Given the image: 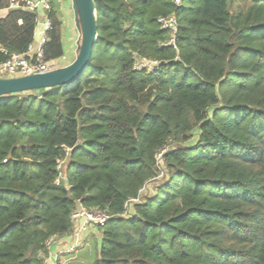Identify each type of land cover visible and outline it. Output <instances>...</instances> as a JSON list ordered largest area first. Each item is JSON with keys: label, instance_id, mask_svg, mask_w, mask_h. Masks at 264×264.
Returning <instances> with one entry per match:
<instances>
[{"label": "trees", "instance_id": "1", "mask_svg": "<svg viewBox=\"0 0 264 264\" xmlns=\"http://www.w3.org/2000/svg\"><path fill=\"white\" fill-rule=\"evenodd\" d=\"M93 4L72 83L0 96V264H45L79 205L109 216L91 264H264V0ZM39 17H0V63ZM45 18L44 60L62 65V21Z\"/></svg>", "mask_w": 264, "mask_h": 264}, {"label": "built area", "instance_id": "2", "mask_svg": "<svg viewBox=\"0 0 264 264\" xmlns=\"http://www.w3.org/2000/svg\"><path fill=\"white\" fill-rule=\"evenodd\" d=\"M182 0H173L175 5H180ZM9 9H24L31 12H39V9L43 11L44 16L42 17V23L44 28L39 40H34V42L28 47L25 53H13L8 56V58L0 63V77L10 78L17 76H24L36 73H44L52 69L60 67L58 63H48L44 60L43 46L46 42V32L50 28V21L45 18V12L51 8L49 0H7ZM40 18L38 22H40ZM158 23L160 27L164 30L170 31L171 37L168 41V45L175 47V34L178 28V21L174 14L168 16H162L158 18ZM64 59V56L60 59ZM60 61V62H61ZM157 66L156 61H150L146 59H138L134 63L136 69H154ZM160 151L157 154V160L161 156ZM126 213H122L125 215ZM72 221L81 220V224L78 229L74 231L75 236H78L82 230L89 225H103L108 219V214L101 209H86L85 207L79 205L77 209L72 212ZM56 238V237H55ZM78 238V237H76ZM48 241V246L51 244L52 240ZM79 246V239L70 245L66 252L73 253ZM46 264V258H45Z\"/></svg>", "mask_w": 264, "mask_h": 264}, {"label": "water", "instance_id": "3", "mask_svg": "<svg viewBox=\"0 0 264 264\" xmlns=\"http://www.w3.org/2000/svg\"><path fill=\"white\" fill-rule=\"evenodd\" d=\"M49 2L62 22L66 20V17H72L79 33L74 59L64 66L44 73L10 78L0 77V96L29 90L39 93L41 88L70 84L84 71L89 63L93 46L97 40L96 11L93 0H49ZM39 13L42 18L44 16L43 11L39 9ZM43 28L44 24L38 22L34 40L40 39Z\"/></svg>", "mask_w": 264, "mask_h": 264}, {"label": "crops", "instance_id": "4", "mask_svg": "<svg viewBox=\"0 0 264 264\" xmlns=\"http://www.w3.org/2000/svg\"><path fill=\"white\" fill-rule=\"evenodd\" d=\"M8 11L9 8H1L0 17H3ZM41 21L42 18H40V22ZM61 40L64 49V59L61 61L62 65L60 66H64L74 59L77 50V43L79 40V33L74 25L72 17L70 16L66 17V20L62 22ZM72 222V230L54 238L51 244L48 246L46 264H67V262L72 259L73 254L66 252V249L70 245L74 244L76 239H79V246H83V241L87 240V237L90 236L92 232V225L87 226L85 230H82L78 236H75L74 231L78 229V226L81 224V220H73Z\"/></svg>", "mask_w": 264, "mask_h": 264}, {"label": "rangeland", "instance_id": "5", "mask_svg": "<svg viewBox=\"0 0 264 264\" xmlns=\"http://www.w3.org/2000/svg\"><path fill=\"white\" fill-rule=\"evenodd\" d=\"M151 187H153V184H150L147 188L151 189ZM91 227L92 232L90 236L87 237V240L83 241V246L76 248V251L72 253V259L67 264H91L95 260L101 238L98 227L96 225H92Z\"/></svg>", "mask_w": 264, "mask_h": 264}]
</instances>
